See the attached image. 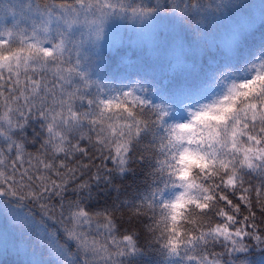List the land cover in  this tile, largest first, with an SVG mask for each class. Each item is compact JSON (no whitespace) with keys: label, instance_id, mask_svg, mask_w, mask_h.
<instances>
[{"label":"snow or ice","instance_id":"snow-or-ice-1","mask_svg":"<svg viewBox=\"0 0 264 264\" xmlns=\"http://www.w3.org/2000/svg\"><path fill=\"white\" fill-rule=\"evenodd\" d=\"M0 264H264V0H0Z\"/></svg>","mask_w":264,"mask_h":264},{"label":"trees","instance_id":"trees-1","mask_svg":"<svg viewBox=\"0 0 264 264\" xmlns=\"http://www.w3.org/2000/svg\"><path fill=\"white\" fill-rule=\"evenodd\" d=\"M12 2H13L14 4L19 5L20 0H12ZM217 251H219V249H217ZM253 258H255V254H254Z\"/></svg>","mask_w":264,"mask_h":264}]
</instances>
